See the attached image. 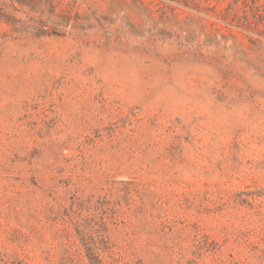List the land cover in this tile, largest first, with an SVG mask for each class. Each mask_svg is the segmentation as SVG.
Returning a JSON list of instances; mask_svg holds the SVG:
<instances>
[{"label":"rangeland","instance_id":"1","mask_svg":"<svg viewBox=\"0 0 264 264\" xmlns=\"http://www.w3.org/2000/svg\"><path fill=\"white\" fill-rule=\"evenodd\" d=\"M0 264H264V0H0Z\"/></svg>","mask_w":264,"mask_h":264}]
</instances>
